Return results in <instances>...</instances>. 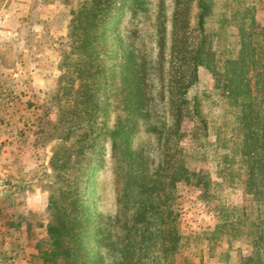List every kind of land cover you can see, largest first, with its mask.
<instances>
[{
    "label": "rangeland",
    "instance_id": "1",
    "mask_svg": "<svg viewBox=\"0 0 264 264\" xmlns=\"http://www.w3.org/2000/svg\"><path fill=\"white\" fill-rule=\"evenodd\" d=\"M81 1L0 0V83L13 84L21 96L14 111L0 106V258L15 255L18 260L23 252L27 264H41L36 244L46 240L51 218L48 201L58 200L65 179L75 181L79 170L84 172L82 188L93 215L88 226L92 258L108 253L96 247L98 226L111 236L110 242L114 241L121 235L123 221L131 224L134 214L146 206L148 212L138 224L148 240L142 258L137 254L143 264H239L242 258L253 257L254 232L257 226L264 229V194L257 198L245 181L252 172L260 179L256 164L264 162V102L254 100L253 118L247 119L250 128L245 126L241 118L247 111L222 95L210 71L198 67L197 81L186 94L187 109L178 128L173 126L168 106L173 15L179 4L188 21L186 33L192 32L197 1H123L107 22L114 39L107 49L131 54L129 71L123 79L108 76L102 84L97 94L101 111L92 114L98 118H94V128H71L75 127L67 121L71 115L62 116L68 100L53 99V105L48 96L63 97L58 84L62 75L60 52L66 47L70 11ZM212 2L205 28L213 37L217 60H223L236 55L240 46L233 23L221 28V14L228 19L236 6L245 12L246 30L253 21L249 31L256 33L264 29V0ZM104 59L106 67L114 63ZM119 65L126 63L120 61ZM122 88L134 107L131 113L123 109ZM193 108L199 115H193ZM18 116H26L29 127L18 128ZM119 119L131 120L133 131L126 143L116 140L115 147L110 134ZM74 120L78 122V118ZM91 130L94 136L99 134L96 139L81 138V133ZM78 146L83 153H77ZM65 148H69L67 153ZM249 161L254 165L252 170ZM170 164L187 170L188 180L170 186V176L175 172ZM127 169L133 176L129 194L124 192ZM192 173L200 178L189 175ZM155 180L166 185L158 190V194L164 192L163 198L157 191L139 192L138 184L151 185ZM198 182L205 185L204 190ZM163 211L171 213L164 227L179 238L178 250L166 257L160 253ZM113 254L119 257L117 251Z\"/></svg>",
    "mask_w": 264,
    "mask_h": 264
},
{
    "label": "trees",
    "instance_id": "2",
    "mask_svg": "<svg viewBox=\"0 0 264 264\" xmlns=\"http://www.w3.org/2000/svg\"><path fill=\"white\" fill-rule=\"evenodd\" d=\"M124 0H82L76 8L70 11V19L67 25L66 47L60 52L59 70L62 75L59 79V90L63 93L60 97L48 96V101L54 105V100L67 99L69 104L63 108L66 113L63 117L71 115L69 121L73 126L71 128H94V118L101 111L97 102V94L101 90L102 84L107 82V77L116 78L117 75L123 79L131 63L132 55L121 54L116 49L108 50V45H113V38L107 29V22L110 16L120 8ZM197 1V21L192 32L186 33L188 21H185L182 11L178 8L172 19V32L169 49V72L166 88L168 90V106L170 108L173 126L179 127L184 112L187 109L188 100L186 94L197 81V68L204 67L211 72L215 87L221 90L222 95L231 101L233 105L242 107L245 112L241 121L245 126H249L248 118H253L254 100L260 99L264 102V29L256 33H251L252 25L248 24L245 28V12H241L236 6L231 8L228 19L221 14L222 25L231 22L237 28L239 34L240 48L233 57H227L223 60H217L216 52L213 51V37L206 31V20L211 15V9L214 7L212 0ZM236 1V0H233ZM191 3V1H188ZM219 35L220 34H216ZM163 36L160 37V55H163ZM121 54V56H120ZM113 60L111 66H105L104 58ZM124 61L126 66L119 65ZM65 81L63 90L62 82ZM125 88H122L123 109L131 113L134 107L127 101ZM253 95H255L253 97ZM57 105V104H56ZM81 105V108L79 107ZM196 108V107H195ZM193 108V115H199L198 109ZM245 108V109H244ZM96 113L95 115H92ZM62 117V118H63ZM74 117L78 122H75ZM64 120V119H62ZM118 121L117 127L111 132L113 146L116 147V140L126 143L129 134L133 131L129 119ZM256 126V124H255ZM204 129V128H203ZM66 134L65 138L68 136ZM81 138L94 136L91 130L88 133L80 134ZM99 134H95L96 139ZM264 136V128L262 134ZM64 139V138H63ZM81 140V139H80ZM82 146L75 148L77 153L81 154ZM255 145L252 149H256ZM67 153L69 148L64 149ZM127 156H130L128 148L125 149ZM128 162V159L126 160ZM252 161V160H251ZM250 162V161H249ZM253 163L254 160L252 161ZM249 163V169H253V163ZM66 164V161L63 165ZM78 164V162H77ZM89 165L91 163H88ZM171 171H175L170 176L169 185L178 180H188V171L178 164H170ZM257 172L260 177L256 179L255 173H249L245 181L249 189L257 198L264 194V162L257 165ZM82 169V168H80ZM90 171V170H89ZM84 172L79 170L75 181L65 179L60 189L58 200L50 198L47 209L50 212V221L46 227V240L36 244L38 258L41 264H143L142 255L145 253L148 245L147 237L144 236L139 222L144 221L142 217L148 212L149 206L141 208L140 212L134 214L132 223L126 220L121 225V235L110 242L111 236L98 226L95 229L96 247L107 249L108 253L91 257V250L88 245V226L91 223L92 214L89 212L86 194L82 188ZM199 179L200 176L194 173L189 174ZM57 179L59 174L55 176ZM178 177V178H177ZM133 182V176L130 169H127L126 182L124 187L125 194H129L130 184ZM151 185L146 183L138 184L139 192L151 194L157 191L159 198L164 197V192L158 194V190H163L159 180L153 181ZM3 182L0 181V184ZM202 183V182H201ZM198 182V187L204 190L205 185ZM204 183V181H203ZM74 185V186H73ZM164 188H160V187ZM259 189H262L260 192ZM159 201V200H158ZM171 217L168 211L161 212V230H160V253L166 257L167 253H174L178 250V236L171 234L169 229L164 227L166 219ZM253 244L256 252L253 257L242 258L239 264H264V229L257 226L255 230ZM147 240V241H146ZM119 253V257L113 254ZM144 252V253H143ZM141 253V258L137 255ZM143 253V254H142ZM108 256H112L111 262Z\"/></svg>",
    "mask_w": 264,
    "mask_h": 264
},
{
    "label": "built area",
    "instance_id": "3",
    "mask_svg": "<svg viewBox=\"0 0 264 264\" xmlns=\"http://www.w3.org/2000/svg\"><path fill=\"white\" fill-rule=\"evenodd\" d=\"M20 97L19 90L13 84L0 83V106H2V108H7L8 111H14ZM15 122L18 128H27L30 125V121L26 116H18ZM16 260L15 255L5 260L0 258V264H15Z\"/></svg>",
    "mask_w": 264,
    "mask_h": 264
},
{
    "label": "crops",
    "instance_id": "4",
    "mask_svg": "<svg viewBox=\"0 0 264 264\" xmlns=\"http://www.w3.org/2000/svg\"><path fill=\"white\" fill-rule=\"evenodd\" d=\"M18 258H21V259H18L15 264H27V260H25L23 252H22V255L20 254L18 256Z\"/></svg>",
    "mask_w": 264,
    "mask_h": 264
}]
</instances>
